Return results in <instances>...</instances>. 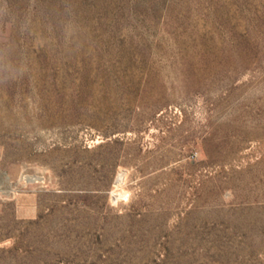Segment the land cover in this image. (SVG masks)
I'll return each instance as SVG.
<instances>
[{
  "label": "rangeland",
  "instance_id": "obj_1",
  "mask_svg": "<svg viewBox=\"0 0 264 264\" xmlns=\"http://www.w3.org/2000/svg\"><path fill=\"white\" fill-rule=\"evenodd\" d=\"M0 264H264V0H0Z\"/></svg>",
  "mask_w": 264,
  "mask_h": 264
}]
</instances>
